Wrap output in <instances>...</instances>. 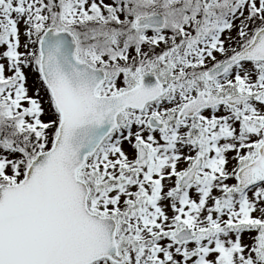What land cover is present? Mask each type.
Masks as SVG:
<instances>
[{"label": "snow or ice", "instance_id": "obj_1", "mask_svg": "<svg viewBox=\"0 0 264 264\" xmlns=\"http://www.w3.org/2000/svg\"><path fill=\"white\" fill-rule=\"evenodd\" d=\"M0 264H264V0H0Z\"/></svg>", "mask_w": 264, "mask_h": 264}]
</instances>
